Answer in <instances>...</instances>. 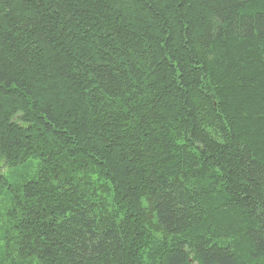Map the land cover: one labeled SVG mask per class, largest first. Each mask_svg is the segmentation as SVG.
I'll return each mask as SVG.
<instances>
[{
  "label": "trees",
  "instance_id": "obj_1",
  "mask_svg": "<svg viewBox=\"0 0 264 264\" xmlns=\"http://www.w3.org/2000/svg\"><path fill=\"white\" fill-rule=\"evenodd\" d=\"M33 160L0 264H264V0H0V163Z\"/></svg>",
  "mask_w": 264,
  "mask_h": 264
},
{
  "label": "rangeland",
  "instance_id": "obj_2",
  "mask_svg": "<svg viewBox=\"0 0 264 264\" xmlns=\"http://www.w3.org/2000/svg\"><path fill=\"white\" fill-rule=\"evenodd\" d=\"M38 160L30 161L26 166L20 168L10 169L4 163H0V177L5 176L10 185L18 186L17 184L24 183L27 180L34 178L38 171ZM102 198L110 201V196L108 194L102 195ZM11 206V200L9 196V191L7 187H3L0 181V253L4 252L2 245V233L5 226V215ZM28 264H37V261L29 262Z\"/></svg>",
  "mask_w": 264,
  "mask_h": 264
}]
</instances>
